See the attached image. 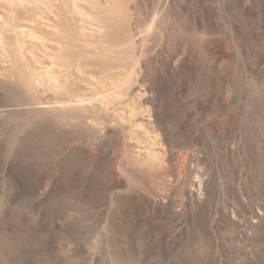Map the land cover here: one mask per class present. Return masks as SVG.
Masks as SVG:
<instances>
[{"label": "rangeland", "instance_id": "rangeland-1", "mask_svg": "<svg viewBox=\"0 0 264 264\" xmlns=\"http://www.w3.org/2000/svg\"><path fill=\"white\" fill-rule=\"evenodd\" d=\"M0 264H264V0H0Z\"/></svg>", "mask_w": 264, "mask_h": 264}]
</instances>
